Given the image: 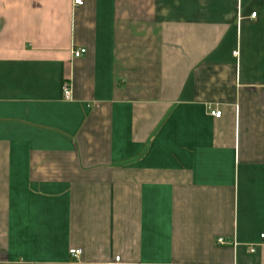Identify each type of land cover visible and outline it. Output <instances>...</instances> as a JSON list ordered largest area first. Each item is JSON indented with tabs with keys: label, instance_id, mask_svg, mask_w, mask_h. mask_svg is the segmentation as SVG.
Segmentation results:
<instances>
[{
	"label": "crops",
	"instance_id": "obj_1",
	"mask_svg": "<svg viewBox=\"0 0 264 264\" xmlns=\"http://www.w3.org/2000/svg\"><path fill=\"white\" fill-rule=\"evenodd\" d=\"M82 1L0 0V264H264V0Z\"/></svg>",
	"mask_w": 264,
	"mask_h": 264
},
{
	"label": "built area",
	"instance_id": "obj_2",
	"mask_svg": "<svg viewBox=\"0 0 264 264\" xmlns=\"http://www.w3.org/2000/svg\"><path fill=\"white\" fill-rule=\"evenodd\" d=\"M74 3L76 5H82L83 1L82 0H74ZM252 17L255 18L256 17V13H253ZM86 52H87L86 49L76 50V51H74V57H76V58L81 57L82 55H85ZM63 94H64V99L65 100H71L72 91H71L70 84H68V83L64 84V86H63ZM209 111H210V115L215 117V118H220L222 116V112L220 110H211V109H209ZM260 241H261V243H264V233L260 235ZM218 243L220 245L226 244V242L223 239H219ZM251 251H253V249H251ZM69 253H70V256H72L73 258L78 259L81 256V254H82V250L81 249H73V250H70ZM116 260L119 261V258H117Z\"/></svg>",
	"mask_w": 264,
	"mask_h": 264
}]
</instances>
